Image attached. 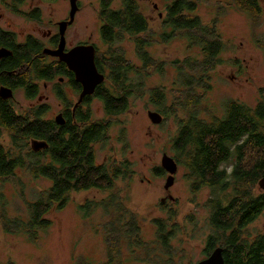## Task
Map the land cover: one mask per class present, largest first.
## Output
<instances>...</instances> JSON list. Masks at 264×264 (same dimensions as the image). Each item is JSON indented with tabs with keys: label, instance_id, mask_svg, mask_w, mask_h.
Segmentation results:
<instances>
[{
	"label": "trees",
	"instance_id": "obj_1",
	"mask_svg": "<svg viewBox=\"0 0 264 264\" xmlns=\"http://www.w3.org/2000/svg\"><path fill=\"white\" fill-rule=\"evenodd\" d=\"M115 1L100 0L98 8L100 38L106 49L98 53L96 64L105 74V81L96 88L95 94L103 104L104 118L95 120L89 110L78 109L76 122L68 119L67 124L60 127L51 121H42L38 114L17 115L8 104L0 103V180L15 179L21 171L33 179L50 182L51 186L28 205L27 220H5L9 228L23 230L32 239L38 231L49 228L46 215L53 210H62L72 193L93 190L109 193V199L118 204L119 215L109 229L111 235L107 240L113 251L109 247L106 264H126V260L115 256L114 242L120 243L125 238L133 241V234L139 237L140 227L136 230L134 217L124 212L125 207L118 202L120 199L113 190L119 182L133 175L132 163L124 157L110 158L99 164L95 147L111 139L115 119L128 113L134 99H142L145 94L143 79L153 73L163 74L164 66L148 52L156 40L155 35L149 33V21L140 10V1L119 0V7L114 8ZM165 1L162 32L157 35L165 42L179 36L191 55L175 66L182 87L176 91L175 108L188 113L186 118H176L179 132L172 141V149L178 163L194 176L195 190L208 189L210 192L209 225L213 234L208 239V250L216 246L217 239L213 236L217 233L223 243L220 247L224 248L225 264H264V234H259L253 241L242 239L246 227L264 212V193H253L258 180L264 176V100L255 108L228 102L222 115L201 118L200 105L211 89V73L220 64L226 44L216 21L205 23L198 15L200 4L206 0ZM226 4L255 24L262 16L260 0H230ZM218 9L223 11L224 7L218 6ZM125 41L133 43L136 57L141 62L139 67L125 57L120 47ZM32 49L38 50L36 46ZM23 51L16 50L19 55ZM50 73L45 68L38 75ZM195 74L197 76L193 77ZM24 81L28 83L29 74L24 76ZM31 90L27 88L28 96L32 95ZM147 94L149 104L159 109L165 105L166 93L161 88L150 89ZM57 98L63 100L58 95ZM171 112L165 109L161 115L169 116ZM164 119L160 125L164 124ZM3 133L9 135L8 145L1 141ZM118 138L125 153L128 150L125 132L122 131ZM31 139L45 141L48 148L33 152ZM229 163H232L231 169L220 168L221 164ZM155 174L162 177L166 172L158 167ZM227 190H231L228 196ZM173 217L170 213L169 219ZM169 223L154 221L156 239L164 251L169 250L175 232L172 225L168 228ZM138 241L134 239V242ZM119 253L122 252L116 254ZM76 264L92 263L80 259Z\"/></svg>",
	"mask_w": 264,
	"mask_h": 264
},
{
	"label": "rangeland",
	"instance_id": "obj_2",
	"mask_svg": "<svg viewBox=\"0 0 264 264\" xmlns=\"http://www.w3.org/2000/svg\"><path fill=\"white\" fill-rule=\"evenodd\" d=\"M79 1L81 11L73 31L81 33V40H86L90 31L93 32L101 53L106 47L99 32L100 0ZM139 1L140 10L149 21V33L155 35L156 40L148 52L152 59L164 66V72L153 73L143 79L145 94L142 99H134L128 113L115 119V125L110 131L111 139L95 147L99 164L110 158L119 160L124 157L132 163L133 175L119 182L113 192L120 199L118 202L124 205V212L134 217L136 230L137 226L140 227L139 237L133 234V238L139 241L136 243L133 238V241L125 238L120 243L114 242L117 249L115 256L119 260H126V264H196L204 258L208 239L213 234L208 225V211L211 209L207 206V199L210 192L204 189L192 193L186 180L188 171L182 165L178 180L169 192L164 190L167 174L162 177L155 174L156 168H161L164 154L175 157L172 141L178 128L176 118H186L188 113L175 108L176 91L182 89L179 82L181 77L175 66L191 55L186 51L184 39L179 36L165 42L157 35L162 32L160 28L167 2ZM227 2L230 0H206L198 8V15L203 22L211 24L216 21L220 36L226 44L220 64L211 73V89L200 105L198 113L201 118L222 115L228 102L255 108L264 100V0H260L262 16L257 24L235 7H229ZM43 5L46 16L57 21L63 19L70 9L68 0H56ZM119 5V0H116L113 7L118 8ZM218 6H223L224 10L220 11ZM0 13L4 14V11L0 9ZM1 23L12 24V29L20 38L25 33L46 29L36 28L10 13H6V23ZM120 47L131 63L137 67L141 65L132 42L125 41ZM153 88H161L166 93L165 105L161 109L148 103L147 92ZM42 95L49 99L50 112L59 110V102L54 95L44 90ZM15 102L18 114L32 103L21 92L16 93ZM165 109L172 112L169 116H162L165 118L164 124H152L148 112L162 114ZM104 116L102 102H94L93 119L100 120ZM48 118L54 119V116L50 113ZM122 131L128 143L125 153L122 152L124 145L118 141ZM1 141L8 145L9 135L3 133ZM50 186L49 181L33 179L21 171L15 179L0 180V264H76L80 259L92 264H106L109 261V247L113 251L112 244L107 240L111 235L109 229L114 226L115 217L119 215L118 204L109 199V193L95 190L72 193L62 210H53L46 215L45 219L50 222V226L46 231H38L35 239L23 230L9 228L5 224V220H27L28 205ZM230 192L227 190L226 195ZM253 193L262 194L257 185ZM169 194L175 198V203L168 198ZM163 198L166 200L162 203ZM170 213L174 214L171 219ZM155 220L171 222L167 227L170 229L172 225L171 229L175 230L168 251H164L157 242ZM259 234H264V212L246 227L242 239L253 241ZM213 237L217 239L216 246H222L219 234ZM119 251L122 253L117 255Z\"/></svg>",
	"mask_w": 264,
	"mask_h": 264
},
{
	"label": "flooded vegetation",
	"instance_id": "obj_3",
	"mask_svg": "<svg viewBox=\"0 0 264 264\" xmlns=\"http://www.w3.org/2000/svg\"><path fill=\"white\" fill-rule=\"evenodd\" d=\"M55 1L56 0H0V9L4 11V14L0 13V34H2L0 35V52L2 50L6 51L0 53V90L7 89L12 92V97L9 99H2L0 97V103L8 104L17 115L30 116L31 113H34L35 115L38 114L40 115L39 118L42 121H51L56 125H58L56 123V118L58 116H61L63 124L58 126L63 127L67 124L68 119L73 120L74 123L76 122V114L78 109L85 112L89 110L92 115V105L98 100L96 99V91H94V93L91 95H87L81 98L83 87L78 81H76L75 74L72 70H70L68 64L61 58H64L65 55L69 54L71 51L78 47H93L96 51L95 66L99 73L103 74L104 76L105 74L99 71L96 64L99 49L97 48V39L95 37V34L90 31L88 38L86 40H81L79 39L80 37H82L81 33L73 31V28L77 25V18L81 11L80 1L78 0V10L75 13L72 22L70 16L71 7L68 11V14L59 21L53 20L49 16H46L43 9V4ZM68 1L70 6V0ZM6 13H10L16 17L22 18L24 22L33 24V26H35L36 28L46 27V29H39L42 32L35 31V33H25L20 38L12 29V24L1 23H6ZM62 24H65L64 28ZM61 29L64 30L63 38L65 47L61 58H59L51 56L44 51L47 49L56 51L59 48L62 38ZM34 46H36L38 50H33L32 47ZM16 50H26L28 51V53L23 51L19 55L17 54ZM45 68L51 73L48 76H39L38 74H42V69ZM26 74H29L28 83H25L24 81V76ZM28 87L32 89V95L30 96L27 95ZM43 90L45 91V93L50 92L52 96H55V98L59 102L58 111L50 112V106L48 103L49 99L47 96L45 97L44 95H42ZM18 92H21L24 95L25 99L32 102L26 109L20 111L21 114H18L17 109H15V107L17 106L15 102V95ZM59 93H61V95ZM57 95L63 100H59L57 98ZM50 113L54 116V119L48 118ZM178 132L179 131L177 128L175 137H178ZM32 140L43 141L41 139H31L30 142ZM173 159L178 166L177 172L174 175V186V184L178 180V174L181 165L178 163L176 156L173 157ZM223 167H226V169L229 170L233 166L232 163L224 165L221 164L220 168ZM186 176L188 187L192 193H195V191L204 190H195V178L194 176H192V173H188V175ZM260 192L264 193L262 191ZM170 196L171 202L175 203V198L172 195ZM210 197L211 196L209 195L207 199V206L209 205ZM162 200L161 202H165L164 198ZM208 212L210 213V211ZM209 222L210 215L208 217V225ZM216 248H222L224 257L223 247L215 246L211 250H208L207 247L204 258L199 262H202L209 258Z\"/></svg>",
	"mask_w": 264,
	"mask_h": 264
},
{
	"label": "water",
	"instance_id": "obj_4",
	"mask_svg": "<svg viewBox=\"0 0 264 264\" xmlns=\"http://www.w3.org/2000/svg\"><path fill=\"white\" fill-rule=\"evenodd\" d=\"M70 7H71L70 16L72 22L75 13L78 10V0H70ZM62 26L64 28L65 24H62ZM63 35H64V30L61 29V36H62L61 44L56 51H51L47 49L44 52L50 54L51 56L61 58V55L63 54L65 47ZM3 52L6 51L2 50L0 53ZM95 54L96 51L93 47L91 48L78 47L73 51H71L69 54L65 55L64 58H61L63 61H65L68 64L70 70H72L73 73L75 74L76 81H78L82 85L83 92L81 94V98L93 94L96 88L99 85L103 84L105 81V76L99 73L95 66ZM0 97L2 99H9L12 97V92L7 89H1ZM148 117L151 123L154 125H160L163 122V117L158 112L149 111ZM56 123L58 125L63 124V120L61 116H58L56 118ZM30 147L32 151L39 152L41 150H46L48 148V144L45 141L32 140L30 142ZM177 167L178 166L173 158L169 157L167 154L163 155L161 159V168L167 173L166 182L164 185V190L166 192H169L170 188L173 186L174 175L177 172ZM257 186L260 191L264 192V176H262L258 180ZM168 198L171 200L170 194ZM197 264H225L222 248H216L209 258Z\"/></svg>",
	"mask_w": 264,
	"mask_h": 264
}]
</instances>
